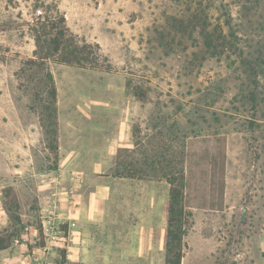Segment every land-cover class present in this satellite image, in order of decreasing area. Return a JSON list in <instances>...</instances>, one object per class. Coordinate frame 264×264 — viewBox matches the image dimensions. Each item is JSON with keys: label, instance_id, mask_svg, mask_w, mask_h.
<instances>
[{"label": "rangeland", "instance_id": "rangeland-1", "mask_svg": "<svg viewBox=\"0 0 264 264\" xmlns=\"http://www.w3.org/2000/svg\"><path fill=\"white\" fill-rule=\"evenodd\" d=\"M56 15L96 67L40 60L35 35ZM45 70L77 126L70 166L175 176L200 264H264V0H0V237L24 253L45 243L32 178L59 171L39 119ZM119 108L137 111L140 144L115 169L93 164Z\"/></svg>", "mask_w": 264, "mask_h": 264}, {"label": "crops", "instance_id": "crops-1", "mask_svg": "<svg viewBox=\"0 0 264 264\" xmlns=\"http://www.w3.org/2000/svg\"><path fill=\"white\" fill-rule=\"evenodd\" d=\"M61 100L57 91L59 171L32 178L38 186L45 243L27 253L20 246L1 249L0 264H168L166 176L70 166L81 159L78 130ZM117 115L109 136L115 141L109 145L110 155L99 154L93 164L107 162L115 169L118 149L132 150L140 144L133 141L137 111L125 113L119 108ZM138 128L141 133V120ZM205 251L199 241L187 239L179 264H200Z\"/></svg>", "mask_w": 264, "mask_h": 264}, {"label": "trees", "instance_id": "trees-1", "mask_svg": "<svg viewBox=\"0 0 264 264\" xmlns=\"http://www.w3.org/2000/svg\"><path fill=\"white\" fill-rule=\"evenodd\" d=\"M58 13V12H57ZM57 20L52 22L50 27L53 32L48 34L37 33L35 35L36 43L42 54L37 56L40 60L45 61L54 56L59 57V61L68 65H77L81 67L92 66L96 67L98 54H93L91 50L87 49V44L83 45H69L66 41H70L68 29L64 25V17L56 15ZM51 30V31H52ZM72 41V40H71ZM73 43V41H72ZM43 92L46 93V101L40 108V125L42 126L46 138L47 147L53 152L54 156L58 154V107H57V87L53 73L45 70L43 73ZM126 171L124 174L133 176L141 171L137 169L133 163H128L123 166ZM123 169V170H124ZM166 176L169 183V196H168V218H167V231L165 245L167 248V263L179 264L184 247L183 238L187 234V213L184 211L182 205L183 191L181 185H176V177ZM223 180H221L220 197L222 198ZM11 236L6 238L0 237V250L9 246Z\"/></svg>", "mask_w": 264, "mask_h": 264}, {"label": "water", "instance_id": "water-1", "mask_svg": "<svg viewBox=\"0 0 264 264\" xmlns=\"http://www.w3.org/2000/svg\"><path fill=\"white\" fill-rule=\"evenodd\" d=\"M246 208L245 207H243V211L245 210ZM243 218V217H242Z\"/></svg>", "mask_w": 264, "mask_h": 264}]
</instances>
